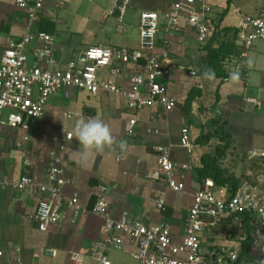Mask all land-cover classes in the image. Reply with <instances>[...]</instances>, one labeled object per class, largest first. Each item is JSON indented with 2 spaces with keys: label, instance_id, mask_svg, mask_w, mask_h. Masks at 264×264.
<instances>
[{
  "label": "crops",
  "instance_id": "crops-1",
  "mask_svg": "<svg viewBox=\"0 0 264 264\" xmlns=\"http://www.w3.org/2000/svg\"><path fill=\"white\" fill-rule=\"evenodd\" d=\"M175 1L177 0H130V10L127 9L124 16L120 18L118 10L111 13L115 5V0H112V8L104 15L106 18L109 15L115 18L118 23L116 32L115 27L107 24L106 21L104 37H101L100 45L94 46L138 48L140 22L137 26V33L131 31L133 25L131 21L136 14H141L144 11H155L162 17ZM227 1L213 0L211 20L217 18L227 8ZM232 4L231 1L229 12L221 23V28L238 27L243 16L246 15L242 14L240 9L232 6ZM59 13L60 10L57 12V8L49 1L40 13V20L31 33L36 35L43 17L56 22L55 18H60ZM123 22L124 25L121 24ZM127 25L130 27L128 28ZM26 27V12L15 5V0H0V33L4 40L21 38ZM54 36L56 59L59 64H66L71 61L77 64L85 63V52L79 54L77 61L68 59V55L63 54V49H68V45H61L57 42L56 31ZM161 36L162 33L159 35V39ZM102 43H107V45H102ZM204 46L197 41L196 33L187 27H184L174 36L169 52L173 67L165 83L169 94L178 99V107L160 117L155 116L156 110L141 112L135 136L127 137L125 135L124 128L129 116L121 109V98L114 94L105 93L94 97L86 91H81L85 93L87 99L95 98V101L83 107L82 113L87 118L99 115L98 117L111 127L114 143L111 148H106L103 152L93 151L86 156L74 144H70L67 151L61 153L67 170V177L70 179V183L64 186V194L67 197L78 194L83 204L92 206L95 201L93 196L95 187L100 183L107 184L114 219H119L124 212H128L133 218L144 219L151 223L166 222L170 225L175 240L181 242L185 234L188 211L193 200L192 194L200 185L195 179L194 167L199 162L200 157L211 152L217 144V141L213 140L210 145H200L196 144V140L203 124L216 116L222 117L228 122L227 129L233 136V144L226 158L222 161V166L235 174L241 183L264 173V161L259 158H250L252 159L250 160L248 156L249 152L253 150L264 151V143L260 145L257 143L259 139L264 142V46H253L248 51L243 66L236 54V57L228 59L225 66L229 71V76L224 81L217 77L211 80L204 78L203 71L206 66L207 54ZM214 46L217 47L216 44ZM250 60L253 68L250 65ZM180 66L194 68L197 72L196 76H190L187 71H182ZM120 69L121 76L118 81L124 84L133 72L134 66L121 65ZM231 74H236L235 79L232 78ZM193 87L199 94L192 105L190 116H185L182 107L188 92ZM77 93L74 94L75 100H70L65 108H63L64 103L61 101L63 96L61 98L55 97L52 100L54 101L53 104L49 101L44 119L35 126H31L32 131H34L32 136H34L35 142L31 140L25 149L16 147V142L20 137L19 132L15 136H7V139H3L1 136V176L16 181L29 172L28 174L36 182L46 183L48 154L55 148L53 138L58 133H48L46 135L48 139L46 138L47 140L41 142L42 140L40 141V138L37 137V132L48 127L43 122L45 123V120L55 110L59 114L62 111H70L73 114L75 111L72 110L79 108V93ZM71 95L72 93L68 97ZM248 98H254L257 103L248 102ZM247 107L249 108L248 111L246 110ZM171 114L172 116H170ZM152 116L155 117V120L152 119ZM235 123L237 125L242 124L243 127L247 126V128L232 131ZM53 127L59 132L62 126L53 125ZM147 127L159 129L160 135L146 134L145 129ZM184 127L191 129V137L194 142L191 152L181 147L182 129ZM37 138L38 141L36 142ZM122 140L127 142V149L124 152H121L119 148V143ZM158 145L170 148L172 160L175 162L179 164L188 163L192 167V171L187 173L185 178V194L190 197L189 202L185 199L177 200L175 196L171 198L169 196L170 191L166 188L164 181H155L150 178L149 175L157 167L155 147ZM238 150L240 153H235ZM111 153L115 154V158L110 157ZM240 154L243 155L241 157L243 158L242 167L238 166ZM248 159L250 162L246 164ZM27 160L30 162L28 166L25 164ZM161 194H164L166 204V210L162 213L150 201V198H156ZM38 201L39 195L30 188L25 191H18L0 187V239L5 242L3 247L0 246V251L3 252L0 256V264H17L16 257L18 256L27 263L36 264H76L75 256L82 259L81 264H84L86 258L91 261V264H97L92 257V249L105 238L102 231V218L96 215L74 216L67 211L61 223L51 225L48 231L41 232L37 224L28 219V216L34 212ZM233 222H237L239 230L232 234L227 233L228 239L214 241L213 236L209 237V231L212 229L216 232L220 228L219 225ZM249 229L251 228L248 224L246 227H240L238 219L224 220L208 226L202 234L203 250L208 251L224 246L236 249L240 253L242 241L245 240L244 236ZM205 239H207L206 244ZM16 248H19L20 251L16 252ZM45 249L55 250L56 255L45 254ZM133 249V245L129 244L123 251L131 257L130 253ZM35 254H39V257L37 258ZM250 255L254 258L252 261L255 262L264 259L261 246L253 243Z\"/></svg>",
  "mask_w": 264,
  "mask_h": 264
},
{
  "label": "built area",
  "instance_id": "built-area-1",
  "mask_svg": "<svg viewBox=\"0 0 264 264\" xmlns=\"http://www.w3.org/2000/svg\"><path fill=\"white\" fill-rule=\"evenodd\" d=\"M51 1L57 9L65 8L72 0H15V5L26 12L27 27L21 38L4 40L0 33V138L3 129L9 127L20 133L16 147L25 149L32 140V119H43L50 97L70 91H86L91 96L101 93L114 94L121 98L122 111L129 116L125 124V135H136L139 115L145 110H156L155 116L166 115L178 107V99L168 92L164 81L169 77L173 62L170 58L171 42L184 27L196 33L200 45H205L213 35L210 16L213 0H177L161 17L158 12L144 11L140 14L139 47L91 46L84 53V62L73 61L59 64L56 59L55 36L38 30L31 33L40 20V13ZM130 0H115L111 13L120 12V18L127 11ZM239 11V9H237ZM237 55L241 65L245 63L248 51L254 44L264 41V0L256 15H245L238 25ZM162 33L161 38L159 35ZM121 65L134 66L133 72L120 83ZM190 76L197 72L192 67L180 66ZM106 70V74L103 71ZM248 102L256 104L254 98ZM69 119L70 111L60 112ZM155 120V117L152 116ZM148 135H160V130L147 127ZM73 134L62 126L53 138L55 148L48 154L46 183H38L27 172L19 180L11 181L0 175L3 189L25 191L32 189L39 195V201L28 219L37 224L41 232L51 225L61 223L67 211L74 216L96 215L102 218L105 238L92 249L97 264H112L107 252L114 248L125 250L132 244L130 253L137 264H254L255 261L240 260L238 250L228 247L204 251L202 234L208 226L224 220L238 219L240 227L248 226V235L254 245L264 252V173L243 181L232 194L227 186H217L212 179H206L192 194L185 234L181 242L175 240L170 225L160 221L151 223L133 218L124 212L114 219L109 201V186L100 183L95 187V201L92 206L81 202L78 194L67 197L64 186L70 183L61 153L67 151ZM181 147L191 152L194 142L191 129H182ZM157 167L149 175L155 181H164L168 190L185 193L186 174L192 171L188 163L179 164L172 160L170 148L155 147ZM250 158H264L263 150L249 152ZM28 166L30 162L27 160ZM156 209L166 210L165 197L150 198ZM247 216L245 223L244 217ZM20 249L16 248V252ZM45 254L55 256L56 251L45 249ZM3 252L0 251V256ZM38 258L39 254H35ZM76 264L82 259L75 256ZM264 260V259H261ZM17 264L27 263L19 256Z\"/></svg>",
  "mask_w": 264,
  "mask_h": 264
},
{
  "label": "rangeland",
  "instance_id": "rangeland-1",
  "mask_svg": "<svg viewBox=\"0 0 264 264\" xmlns=\"http://www.w3.org/2000/svg\"><path fill=\"white\" fill-rule=\"evenodd\" d=\"M262 1L263 0H232L233 2L232 6L234 5L235 7H238L242 14L254 15L257 12ZM111 8H112V0H72V2L69 5H67L65 8L57 9V12H59L60 10V13H59L60 18L57 19L54 17L56 21L55 22L56 34L58 36L57 42L61 45H64V44L68 45V49H63L64 51L63 54L66 53L68 55V59H73L77 61L79 54L81 52H85L90 46L100 45L99 41L101 37H104V33H105L104 26H105L106 21H107V24H111L113 27H115V32H116V26L118 23L115 20V18L112 17L111 15H109L106 18L104 15V13L109 12ZM130 8H131V4L127 6L128 10H130ZM131 22H133V25L131 26V31H134V33L136 34L137 26H138V23L140 22V13L136 14L135 18ZM121 24L124 25V22ZM127 27L129 28L130 26L127 25ZM102 45H107V43L105 44L102 43ZM255 45L264 46V41L259 40L254 44V46ZM251 60H252V57H251ZM251 60H250V65L253 68V64ZM103 74H106V70L103 71ZM75 92L79 93L78 95L79 108H75V110H72L75 112H73L70 119H66L61 114L56 112L57 110H55L52 113V115H50L49 118L45 120V123L43 122V124H46V126L48 127H44V129L41 132L40 131L37 132V135H38L37 137L40 138V141L42 140L41 142H44L45 140L48 139V137L46 136L48 133L50 134L58 133L56 129L53 127V125H58L60 127L66 125L68 127V130L73 134V127H74L75 120L81 116L87 118L82 113L83 107L89 105L90 102L95 101V98H90V100L87 99V97H85L84 92H81L77 89L74 92L70 91V94L72 93L70 97H65V93L60 92V93L52 95L49 101L51 102V104H53L54 101L52 100L55 97L61 98V96H63L61 98V101H63L64 103L63 108H65L66 106H68L70 100L72 101L75 100V96H74ZM49 101H48V104H49ZM246 110L248 111L249 108L247 107ZM170 116H172V114ZM41 120L32 119L31 126H35ZM233 125L234 127L232 129L234 130L232 131H237L238 129L247 128V126L243 127L242 124L237 125V123H235ZM13 131H15V133H13ZM17 132L18 131L12 130L9 127H5L4 133L2 134V138L7 139V136H10V135L15 136L16 134H18ZM33 132L34 131H31L32 135H33ZM33 137L34 136H32V140H33ZM38 138L36 139V142L38 141ZM33 142L35 141L33 140ZM257 143L260 145L261 143H264V142L263 140L259 139L257 140ZM70 144L72 145L74 144L77 146V148L81 149V145L79 144L78 140L75 137L71 141V143L68 144V146ZM55 145L56 143L54 142V146ZM68 146H67V149H68ZM235 153H240V152L238 150ZM242 156L243 155L240 154V159L238 162V166L240 167H242V164H241L243 160V158H241ZM110 157L115 158V154L111 153ZM249 159L247 160L246 164H248L250 160H252V159L250 160ZM260 160L264 161V158H260ZM169 196L171 198L175 196L177 200L185 199V201H188V202L190 201V197L186 195L185 193H174L170 191ZM219 226L220 228L218 229V231L215 232L214 229H212V231H209V237L213 236L214 241L226 240L228 239L226 236L227 233L232 234V233L238 232L239 230L237 226V222L227 223V224L219 225ZM6 236H9V235L6 234ZM207 239H205L204 241L205 244L207 243ZM4 243H5L4 240L0 239L1 247L4 246ZM107 254L112 264H137V262L132 257L125 254L124 251L122 250H117V249L112 248L107 252ZM84 264H91V261L88 258H86Z\"/></svg>",
  "mask_w": 264,
  "mask_h": 264
},
{
  "label": "trees",
  "instance_id": "trees-1",
  "mask_svg": "<svg viewBox=\"0 0 264 264\" xmlns=\"http://www.w3.org/2000/svg\"><path fill=\"white\" fill-rule=\"evenodd\" d=\"M232 0H228L227 8L213 20L210 24L213 26V35L205 44L206 49V66L203 72L207 69L214 71V77L224 81L229 76V71L225 66V62L235 56L237 49V27L221 28V23L229 12V6ZM40 30L54 34L56 31L55 22L49 18L43 17ZM217 45L215 47L214 45ZM165 83V81H164ZM199 92L196 88H192L185 98L182 111L185 116H190L192 105L195 102ZM218 95V90H217ZM228 122L222 117L216 116L203 124L196 144L210 145L213 140L217 141L211 152L202 155L199 162L194 167L195 179L201 185L206 179H212L217 186H227L230 193H234L241 184V180L235 174L229 172L228 169L222 166V161L226 158L229 149L233 144V136L227 129ZM247 216L244 217L246 223ZM252 239L250 235L242 241L240 250V260L252 261L254 258L250 255Z\"/></svg>",
  "mask_w": 264,
  "mask_h": 264
},
{
  "label": "clouds",
  "instance_id": "clouds-1",
  "mask_svg": "<svg viewBox=\"0 0 264 264\" xmlns=\"http://www.w3.org/2000/svg\"><path fill=\"white\" fill-rule=\"evenodd\" d=\"M204 78L211 80L214 78V71L207 69L204 72ZM235 79L236 74H231ZM73 137L81 145V151L86 156L92 151L103 152L106 148H111L114 143V137L111 127L98 117L77 118L74 122ZM119 148L121 152L126 151L127 142L120 141ZM254 264H264V260L256 261Z\"/></svg>",
  "mask_w": 264,
  "mask_h": 264
}]
</instances>
